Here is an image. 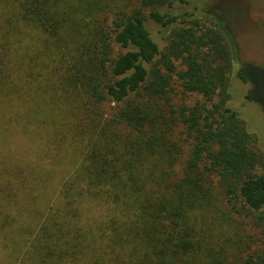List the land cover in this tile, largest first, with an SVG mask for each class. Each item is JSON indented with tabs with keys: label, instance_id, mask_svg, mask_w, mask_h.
<instances>
[{
	"label": "trees",
	"instance_id": "trees-1",
	"mask_svg": "<svg viewBox=\"0 0 264 264\" xmlns=\"http://www.w3.org/2000/svg\"><path fill=\"white\" fill-rule=\"evenodd\" d=\"M185 1L0 0V129L36 157L15 165L19 194L36 191L19 264H226L208 242L218 194L260 229L244 264H264V152L229 106L232 75L264 101V64H239L225 20ZM177 82L209 104L172 103ZM95 200L121 211L96 233L81 223Z\"/></svg>",
	"mask_w": 264,
	"mask_h": 264
},
{
	"label": "rangeland",
	"instance_id": "rangeland-1",
	"mask_svg": "<svg viewBox=\"0 0 264 264\" xmlns=\"http://www.w3.org/2000/svg\"><path fill=\"white\" fill-rule=\"evenodd\" d=\"M247 3H250V0H186L185 2H177V12H188L197 16L211 13L220 18L228 19L229 28L237 47L238 63L240 64L243 61L263 63L264 26L254 23L249 18L248 7H242ZM258 5H260L259 2ZM256 18L257 21L259 17ZM148 27L153 39L161 46L163 44V32L160 27L150 20L148 21ZM237 68L238 64L236 63L233 67V73ZM174 86L175 93L172 103L177 106L181 104L192 106L198 102L209 104L201 94L182 92L178 82ZM230 87L231 99L229 106L240 114L246 122L248 130L255 135L254 148L264 152V115L261 106L245 99L249 84L240 81L235 75L231 76ZM29 141L28 135L16 131V127L11 128L9 131H1L0 129V264H19L16 255L20 254L23 245L19 233V230L22 229L20 225L30 218L31 199L36 194V191L32 189L31 182H28L22 190L23 196L19 194L18 181L15 177L16 163L18 164L24 159L26 164L29 165V163H34L36 160L32 151L22 152ZM189 150L190 145L185 142L184 154L177 163V175H180L182 167L189 158ZM262 170L257 167L253 173L259 174ZM212 179L217 190L219 177L214 176ZM5 193H7V196L4 197L2 194L6 195ZM26 199L28 204L22 205L23 202H26ZM217 199L222 211L214 213L215 220L212 216L213 213H210L209 220H206L212 226L210 227L212 228V236L209 235L208 242L217 241V245L214 244L217 248L216 251L212 250L210 254L212 258H217L220 252L225 256L226 264H244V259L248 253L259 246L260 229L254 225L248 213H233L231 206L228 205L222 195L218 194ZM85 207L81 221L82 226L87 229L90 228L88 226L90 224L94 233H96V229L101 222L104 223L108 217L121 213L120 208L116 207L111 201L95 200L92 203L85 204ZM86 215L89 218L85 220Z\"/></svg>",
	"mask_w": 264,
	"mask_h": 264
},
{
	"label": "flooded vegetation",
	"instance_id": "flooded-vegetation-1",
	"mask_svg": "<svg viewBox=\"0 0 264 264\" xmlns=\"http://www.w3.org/2000/svg\"><path fill=\"white\" fill-rule=\"evenodd\" d=\"M258 2L260 3V5H258ZM242 7H244V8L248 7V11H249V14H250L249 18L254 23H259V25H263L264 26V0H255V1L250 0V3H247V5H245V6L243 5ZM256 17L257 18L259 17V19L257 21L255 20ZM221 19L223 20L224 18H221ZM224 20H225L227 26L229 27L228 19H224ZM255 64H264V62L263 63L262 62L261 63H255ZM249 87H250V84H249ZM249 102H253V103L259 104L261 106V108H262V112H263V115H264V101L263 102L249 101Z\"/></svg>",
	"mask_w": 264,
	"mask_h": 264
}]
</instances>
